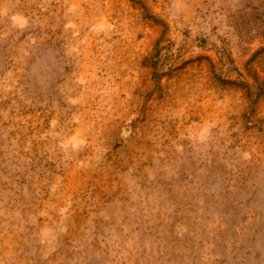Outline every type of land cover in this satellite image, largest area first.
Returning a JSON list of instances; mask_svg holds the SVG:
<instances>
[{
	"label": "rangeland",
	"instance_id": "obj_1",
	"mask_svg": "<svg viewBox=\"0 0 264 264\" xmlns=\"http://www.w3.org/2000/svg\"><path fill=\"white\" fill-rule=\"evenodd\" d=\"M0 264H264V0H0Z\"/></svg>",
	"mask_w": 264,
	"mask_h": 264
}]
</instances>
